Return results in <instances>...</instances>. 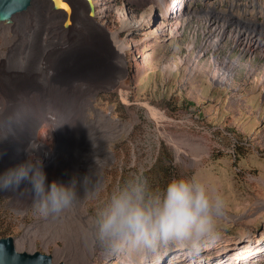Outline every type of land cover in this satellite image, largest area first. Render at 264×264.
<instances>
[{
    "label": "rangeland",
    "instance_id": "obj_1",
    "mask_svg": "<svg viewBox=\"0 0 264 264\" xmlns=\"http://www.w3.org/2000/svg\"><path fill=\"white\" fill-rule=\"evenodd\" d=\"M87 1L94 27L104 30L99 45L108 66L117 70L119 48L125 61L116 86L92 98L95 108L113 111L127 125L110 144L115 159L105 167L100 188L140 169L146 174L165 145L180 175L198 174L227 201L215 243L196 256L172 247L143 264H264V87L254 79H218L208 66L205 73L192 74L183 40L154 22L166 14L162 0H93L95 15ZM65 68L63 73H69ZM21 192L0 189V209L14 225L20 251L49 253L66 264H140L99 248L89 253L84 225H60L61 214L39 215L32 193ZM98 204L95 195L87 198L86 213L94 217ZM58 249L76 256H62Z\"/></svg>",
    "mask_w": 264,
    "mask_h": 264
},
{
    "label": "bare ground",
    "instance_id": "obj_2",
    "mask_svg": "<svg viewBox=\"0 0 264 264\" xmlns=\"http://www.w3.org/2000/svg\"><path fill=\"white\" fill-rule=\"evenodd\" d=\"M64 1L67 5L57 8L53 0H33L10 22L0 21V174L24 162L31 148L42 160L49 183L78 178L79 196L60 215V225L78 222L90 237L93 216L84 204L104 185V169L115 159L110 144L127 126L113 111L95 108L92 98L116 86L125 61L119 48L117 57L114 52L117 70L108 66L99 45L104 30L94 27L87 0ZM11 189L31 192V185L24 181ZM88 247L92 253L90 241Z\"/></svg>",
    "mask_w": 264,
    "mask_h": 264
},
{
    "label": "clouds",
    "instance_id": "obj_3",
    "mask_svg": "<svg viewBox=\"0 0 264 264\" xmlns=\"http://www.w3.org/2000/svg\"><path fill=\"white\" fill-rule=\"evenodd\" d=\"M24 181L31 185L34 210L44 217L62 214L79 196V179L49 183L42 160L31 148L24 162L0 174V189L19 187ZM95 198L99 204L91 226V246L140 264L172 247L199 255L219 239L227 209L223 193L195 173L155 188L140 169L98 189Z\"/></svg>",
    "mask_w": 264,
    "mask_h": 264
},
{
    "label": "built area",
    "instance_id": "obj_4",
    "mask_svg": "<svg viewBox=\"0 0 264 264\" xmlns=\"http://www.w3.org/2000/svg\"><path fill=\"white\" fill-rule=\"evenodd\" d=\"M162 4L166 14H158L154 22L164 23L161 26L183 40L192 74L205 73L208 66L218 79L231 83L254 79L264 87V0H162Z\"/></svg>",
    "mask_w": 264,
    "mask_h": 264
},
{
    "label": "water",
    "instance_id": "obj_5",
    "mask_svg": "<svg viewBox=\"0 0 264 264\" xmlns=\"http://www.w3.org/2000/svg\"><path fill=\"white\" fill-rule=\"evenodd\" d=\"M55 7L67 5L64 0H53ZM91 14H95V7L88 0ZM33 0H0V21L10 22L13 15L28 9ZM0 264H66L64 261L56 262L52 254L40 251H20L17 248L15 237L10 235L0 238Z\"/></svg>",
    "mask_w": 264,
    "mask_h": 264
},
{
    "label": "trees",
    "instance_id": "obj_6",
    "mask_svg": "<svg viewBox=\"0 0 264 264\" xmlns=\"http://www.w3.org/2000/svg\"><path fill=\"white\" fill-rule=\"evenodd\" d=\"M155 188H163L172 178L180 176L179 171L173 165V155L165 146L157 157L153 167L145 174ZM14 225L8 214L0 209V238L13 235Z\"/></svg>",
    "mask_w": 264,
    "mask_h": 264
}]
</instances>
